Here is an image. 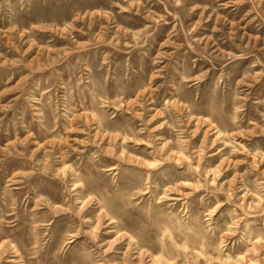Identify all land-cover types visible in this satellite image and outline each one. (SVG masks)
Listing matches in <instances>:
<instances>
[{
  "label": "rangeland",
  "instance_id": "1",
  "mask_svg": "<svg viewBox=\"0 0 264 264\" xmlns=\"http://www.w3.org/2000/svg\"><path fill=\"white\" fill-rule=\"evenodd\" d=\"M0 264H264V0H0Z\"/></svg>",
  "mask_w": 264,
  "mask_h": 264
}]
</instances>
